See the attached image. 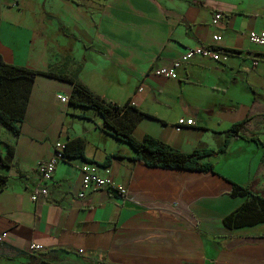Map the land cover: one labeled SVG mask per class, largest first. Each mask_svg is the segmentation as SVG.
Segmentation results:
<instances>
[{
  "label": "crops",
  "instance_id": "1",
  "mask_svg": "<svg viewBox=\"0 0 264 264\" xmlns=\"http://www.w3.org/2000/svg\"><path fill=\"white\" fill-rule=\"evenodd\" d=\"M0 15L4 63L62 74L106 103L133 106L145 115L133 129L138 140L216 151L244 122L225 153L202 160L214 173L150 168L131 160L95 111L57 99H69L70 84L35 77L20 134L0 126V154L2 143L13 148L1 170L0 264H26L39 252L32 244L54 264H264V224H222L245 201L230 196L232 183L264 198V48L247 38L264 31V0H0ZM203 45L217 48L219 61L194 58L175 80L151 75ZM74 139L84 142V159L59 162L47 197L32 202L38 164L55 143ZM83 163L108 168L125 197L97 190L78 198Z\"/></svg>",
  "mask_w": 264,
  "mask_h": 264
},
{
  "label": "trees",
  "instance_id": "2",
  "mask_svg": "<svg viewBox=\"0 0 264 264\" xmlns=\"http://www.w3.org/2000/svg\"><path fill=\"white\" fill-rule=\"evenodd\" d=\"M1 16V15H0ZM229 53V51H226ZM45 76L62 80L71 85L72 92L68 99V105L72 108L92 110L98 114L103 127L114 139L119 140L135 153L132 161H137L150 168L168 170H186L202 173H214L212 163H204L202 160L207 157L221 155L226 152L229 142L233 137H239L244 122L236 124L228 131L225 141L216 151H193L183 153L177 151L162 142L144 136L138 140L133 136V129L137 121L145 115L138 112L133 106L111 105L94 96L78 80L69 78L62 74L38 73L4 63L0 57V126L5 128L15 137L20 134L21 124L25 120L27 104L30 98L35 77ZM6 153L0 154V192L7 187V177L1 170L9 168L13 156V148L2 143ZM63 155L65 158L84 159L85 145L80 139L69 140L64 143ZM118 158L112 154L106 157L102 167H106L112 159ZM230 196L245 198V201L233 212L222 219L224 227L230 230L251 227L257 224H264V198L256 195L248 186H241L232 183ZM26 264H54L48 253L36 252L29 256Z\"/></svg>",
  "mask_w": 264,
  "mask_h": 264
},
{
  "label": "built area",
  "instance_id": "3",
  "mask_svg": "<svg viewBox=\"0 0 264 264\" xmlns=\"http://www.w3.org/2000/svg\"><path fill=\"white\" fill-rule=\"evenodd\" d=\"M222 15L220 13H215L212 19V24L214 26L219 24ZM248 41L252 45L260 46L264 48V31L261 32H250L247 35ZM221 38L218 35L212 37L213 44L219 43ZM219 53L218 49L213 45H203L196 46L193 48L186 49L179 58L170 62L167 65L158 67L157 70H153L151 75L154 77H160L168 80L177 79L178 71L181 69L183 64H186L190 60L194 58H203L210 59L213 61H219ZM139 92L141 89H138ZM57 99L61 103H67L68 99L63 95H57ZM178 126L182 125H193L191 120L185 121L183 119H179L177 121ZM64 144L57 142L54 144L53 152L48 159L40 162L37 166V179L36 184L33 188V191L30 195V200L32 202H37L39 199H44L47 197L48 189L47 185L51 181L52 175L55 171L56 165L64 160ZM80 185L82 191L78 194V198H83L85 196V192H97L98 191H109L115 192L118 195L125 197L126 190L121 186L116 185L111 176V171L108 168L99 169L96 165L90 163H83L80 166ZM6 239V233H0V242ZM31 252L41 251L42 246L32 244L29 247Z\"/></svg>",
  "mask_w": 264,
  "mask_h": 264
},
{
  "label": "rangeland",
  "instance_id": "4",
  "mask_svg": "<svg viewBox=\"0 0 264 264\" xmlns=\"http://www.w3.org/2000/svg\"><path fill=\"white\" fill-rule=\"evenodd\" d=\"M71 108V107H70ZM126 147H127V149H129V146H128V144L126 145Z\"/></svg>",
  "mask_w": 264,
  "mask_h": 264
}]
</instances>
